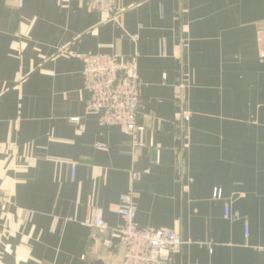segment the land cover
I'll return each instance as SVG.
<instances>
[{
  "label": "crops",
  "instance_id": "1",
  "mask_svg": "<svg viewBox=\"0 0 264 264\" xmlns=\"http://www.w3.org/2000/svg\"><path fill=\"white\" fill-rule=\"evenodd\" d=\"M118 5L113 19L84 0H0V264H120L90 221L121 224L130 191L139 227L182 240L165 264H264V0ZM88 52L137 55L135 152L85 112Z\"/></svg>",
  "mask_w": 264,
  "mask_h": 264
},
{
  "label": "built area",
  "instance_id": "2",
  "mask_svg": "<svg viewBox=\"0 0 264 264\" xmlns=\"http://www.w3.org/2000/svg\"><path fill=\"white\" fill-rule=\"evenodd\" d=\"M88 10L104 11L111 18L119 12L118 0H84ZM83 90L85 97V112L94 114L102 126L117 125L130 136L132 151L144 146L139 137L141 127L137 124L139 98L142 82L137 68V55L126 58L115 53H83L80 56ZM165 78V74H163ZM186 85L185 77L174 86L179 92ZM79 117H72L77 122ZM96 148L106 149L105 142H96ZM159 149H156L158 160ZM74 167L71 166V177ZM139 171L132 170V179L137 178ZM221 189L215 188L213 198H221ZM8 200L0 189V219L6 211ZM121 224L109 225L99 208H94L91 226L96 236L105 245H111L113 239L122 244V259L120 264H165L170 252H176L182 244L179 234L168 227H139L136 222V207L133 193L123 196L118 205ZM33 212L25 210L23 220L32 219ZM225 218L239 217V212H232L229 205L224 206ZM1 225V221H0ZM247 231V230H246Z\"/></svg>",
  "mask_w": 264,
  "mask_h": 264
}]
</instances>
